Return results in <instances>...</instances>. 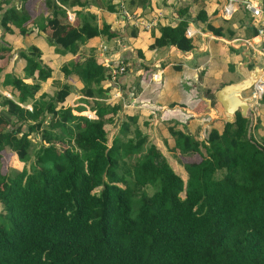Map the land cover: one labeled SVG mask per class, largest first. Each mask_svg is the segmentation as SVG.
I'll list each match as a JSON object with an SVG mask.
<instances>
[{"label":"trees","instance_id":"trees-1","mask_svg":"<svg viewBox=\"0 0 264 264\" xmlns=\"http://www.w3.org/2000/svg\"><path fill=\"white\" fill-rule=\"evenodd\" d=\"M43 1L52 11L38 29L56 52L74 54L96 35L121 36L105 22L98 26L88 10L77 11L76 22H61L65 7L79 0ZM134 1L145 2L129 0ZM8 3L0 0V26L30 31L27 9ZM117 3L106 0L105 7L116 10ZM177 15L174 25H159L149 48L192 47L184 34L186 6ZM192 17L219 34L202 8ZM9 50L0 38V71ZM18 54L23 75L5 73L3 82L13 91L0 92V264H264V132L255 140L238 111L220 131L211 127L201 138L168 127L181 153L183 179L151 143L142 147L147 135L134 125L133 115H123L107 142L105 123L113 121L119 102L104 100L108 67L92 52L60 69L82 82L79 91L91 98L95 117L57 105L70 91L66 82L34 98L50 68L33 44ZM28 99L30 108L24 106ZM10 154L25 163L12 175Z\"/></svg>","mask_w":264,"mask_h":264},{"label":"crops","instance_id":"crops-1","mask_svg":"<svg viewBox=\"0 0 264 264\" xmlns=\"http://www.w3.org/2000/svg\"><path fill=\"white\" fill-rule=\"evenodd\" d=\"M21 1L9 0L8 4H15L16 7L22 4L27 9L29 18L25 23L29 25L30 31L21 34L11 23H8L10 31H5L0 26V38L10 47L7 63L5 62V67L0 71L2 94L11 96L9 92L11 86L3 82L4 74L12 72L19 76L23 75L21 67L24 59L18 52L29 44H33L38 47L42 62L50 68V75L39 81V87L33 97L35 98L41 92L51 94L61 82H66L70 84V91L57 105H70L72 113L76 114L87 110L85 112L89 115L91 112V117H95L94 110L89 108L90 98L79 91L82 82L73 74L64 75L60 69L61 65L68 60L80 59L92 52L96 60L103 65H112L119 61H123L124 64V72L119 73L115 81L106 79L103 82L104 86H108L106 98L109 96L108 93L112 92V98H110L112 100L107 101L119 102V108L113 121L110 122L114 123L117 119L112 132L118 131L120 119L125 114L135 116L134 125L140 132L145 134L149 132L147 139L150 142H154L151 132H169L170 126L183 128L187 132L192 129L197 130V134L206 132L211 127L217 131L222 129L224 120L220 115L221 107L214 97L211 98L208 95L213 94L214 90L223 83L231 82L227 81L222 73L235 69L242 60V52H245L243 46H233L229 40L234 37L256 40L251 33L250 17L241 6L236 5L241 13L237 20L231 21L236 8L230 16H223L221 8L225 0H145L143 5L136 1L131 3L129 0H111L118 2L116 5L118 9L112 11L106 9V0H79L80 4L74 3L65 7L66 17L58 16L61 22H76L80 20L76 12L88 10L94 13L98 26L105 22L111 29L120 32L121 36L116 37L117 44L113 39L106 40L103 35L87 38L79 44L77 52L72 54L56 52L55 45L48 42L42 29H38V23L42 21V17L52 11V8L47 10L43 0ZM252 1L264 8V0ZM182 6H186L189 13L187 25L194 24L196 27L195 33L191 36L192 47L185 51L177 49L174 45H168L164 49L149 48L148 44L152 42L154 36L159 34V25H174L178 21L177 10ZM199 8L204 10L208 22L219 29V34L206 28L204 22L194 20L192 16ZM122 9L127 11L126 16L122 14ZM215 17H220L224 24L215 23L213 21ZM136 49L141 50V56L136 54ZM141 63L148 67L143 69L140 67ZM175 65L178 66L175 67ZM137 75H142L139 80ZM22 79L25 82L32 81L31 77ZM136 79L139 88H137ZM115 93L119 96L115 97ZM205 97L211 99V104L216 108L215 111L207 106ZM31 100L28 99L24 105H30ZM259 104L261 106L257 124L261 126L259 132L262 133L264 132V102L259 101ZM78 106H82L79 111L76 110ZM180 122L185 125L179 124ZM129 129V132H132V124ZM189 133L194 137L197 136L195 132ZM161 140H164L170 148L171 142L168 141L166 133L157 140L158 148H160ZM12 155L10 154L9 160ZM3 159H5L4 156ZM14 159L17 160L16 157Z\"/></svg>","mask_w":264,"mask_h":264},{"label":"rangeland","instance_id":"rangeland-1","mask_svg":"<svg viewBox=\"0 0 264 264\" xmlns=\"http://www.w3.org/2000/svg\"><path fill=\"white\" fill-rule=\"evenodd\" d=\"M220 4H221V2H220ZM237 4V3H236ZM236 12H235V14L231 17V21H233V20H237V18H238V16L240 15V11H239V8H236V10H235ZM215 23H217V24H224V22H223V20L220 18V17H215L214 18V20H213ZM112 41V40H111ZM107 44L108 43H110V42H106ZM263 59V58H262ZM252 60L254 61V62H258V63H255V65H257L258 67H264V65L262 64V63H260L259 61H261V58H259V57H257V56H254L253 58H252ZM142 64V63H141ZM223 75H224V77L226 78V80L228 81H237V80H239V79H241V73H240V71L238 70V69H233V70H231V71H223V73H222ZM143 80V79H142ZM113 90V89H112ZM5 93V92H4ZM249 93V88H247V89H244L242 92H241V94L242 95H245V94H248ZM111 94H112V92H109V96H108V98H107V100H112V99H110V98H112L111 97ZM7 95V94H6ZM11 95V94H10ZM117 96H119V95H116V93H115V97H117ZM115 97H113L114 98V100H115ZM89 101H90V103H91V98L89 99ZM117 101V100H116ZM259 107H257L256 109H254L253 110V117H254V115H257L258 114V112L260 111L259 109H260V104L258 105ZM209 109V108H208ZM85 111H87V110H85ZM85 111H82V112H79V114H84V115H86V116H90L87 112H85ZM248 115H250L249 113H248ZM258 116V115H257ZM245 118H246V132H250L251 134H252V136L255 138V140H257V141H259V136L263 133H261V132H259V129L261 128V126H259L258 124H257V119H258V117H255V119H252V123H253V125L250 127L249 126V121H250V119L247 117V116H245ZM117 120V119H116ZM116 120H114V123H110V122H106L105 123V128L107 129V134H106V136H107V142L110 140V138H111V136H112V134L113 133H115V132H112V129L115 127V123H116ZM174 121V120H173ZM179 124H181V125H185V123H182V122H180ZM174 129H180V128H174ZM180 130H184L183 128L182 129H180ZM185 131V130H184ZM189 132H195V135H197L196 137H198V138H201V137H204L205 136V133L204 132H199L198 134L196 133L197 132V130H191V131H189ZM145 133V132H144ZM164 133H166L167 134V139H168V141H170L171 143H169V144H171V146H170V148H168V144L165 142L164 143V140L162 141L161 140V142H159V145H160V148H158L156 145H157V140L159 139L160 140V137H163L164 136ZM147 134V138H148V135H149V132H147L146 133ZM151 136H152V138H153V140H154V142H150L149 141V139H147L146 140V142L142 145V147L145 149V147H146V145H148V143H151L156 149H158V150H160L159 152H160V154H161V156L164 158V159H166L167 160V162L169 163V165L173 168V170L175 171V172H177L178 174H180L181 175V177L183 178V179H185L186 177H185V170H184V168H183V166H182V159H181V157H180V155H181V153L179 152V150L178 149H176V148H174L173 147V141H174V139H173V136H172V134L171 133H169V132H151ZM28 136L29 137H31V139L32 140H36L37 139V136H36V134L35 133H29L28 134ZM165 141H166V139H165ZM13 158V159H12ZM8 164H9V166H8V174L9 175H12L13 173H15L16 171H18L25 163L24 162H22V161H20V160H15L14 159V156L12 155L11 156V158H10V160L8 159V162H7ZM181 194H182V192H181Z\"/></svg>","mask_w":264,"mask_h":264},{"label":"built area","instance_id":"built-area-1","mask_svg":"<svg viewBox=\"0 0 264 264\" xmlns=\"http://www.w3.org/2000/svg\"><path fill=\"white\" fill-rule=\"evenodd\" d=\"M236 2L245 9L250 16V24L255 29L254 36L255 41L249 40L248 38L234 37L229 40L230 44L233 46H238V44H244L249 46L253 50V55L259 58H263L264 61V8H262L258 3L252 0H225L222 6V15L229 16L236 8ZM122 13L126 16L128 13L122 10ZM70 17V16H68ZM196 31L194 24L187 25L184 29V34L186 36H192ZM124 65L121 62L112 65L109 69V79L114 81L116 76L122 72ZM264 92V80L258 78L249 88V95L251 96V101L249 102L248 113L249 124H252L253 110L257 108L259 98ZM255 116V115H254Z\"/></svg>","mask_w":264,"mask_h":264},{"label":"water","instance_id":"water-1","mask_svg":"<svg viewBox=\"0 0 264 264\" xmlns=\"http://www.w3.org/2000/svg\"><path fill=\"white\" fill-rule=\"evenodd\" d=\"M242 48L245 52H242V60L236 67L241 73V79L223 83L213 92V97L221 107L220 115L224 122L233 121L236 111L241 116L246 114L251 96L249 94L242 95L241 92L249 88L258 78L264 80V67L260 68L255 64L250 65V56H253V52L248 50L247 45ZM204 99L207 102V106L215 111L216 108L211 104V99L208 97Z\"/></svg>","mask_w":264,"mask_h":264},{"label":"clouds","instance_id":"clouds-1","mask_svg":"<svg viewBox=\"0 0 264 264\" xmlns=\"http://www.w3.org/2000/svg\"><path fill=\"white\" fill-rule=\"evenodd\" d=\"M225 2V1H224ZM237 4L236 5H239L240 6V4H238V2H236ZM260 5V4H259ZM223 6V5H222ZM261 6V5H260ZM263 8V7H262ZM222 9V8H221ZM122 10H125V9H122ZM245 10V9H244ZM126 11V10H125ZM246 11V10H245ZM122 12V11H121ZM247 12V11H246ZM248 13V12H247ZM123 14V13H122ZM232 14V13H231ZM249 15V14H248ZM230 16V15H229ZM250 17V16H249ZM67 18L68 19H70V17H68V15H67ZM187 26V25H186ZM250 26H252L251 24H250ZM253 27V26H252ZM255 34V33H254ZM253 34V35H254ZM188 37H191V36H188ZM242 38V37H241ZM116 42H117V40H116ZM238 46H244V44H238ZM237 46V47H238ZM248 50L251 52H253V50L248 46ZM254 53V52H253ZM254 57V55L253 56H250V58H251V61H250V65L251 64H255V63H258V62H254L253 60H252V58ZM119 62H121V61H119ZM260 63H262L263 65H264V61L261 59V61H259ZM118 63V62H117ZM122 64H123V62H121ZM102 64V63H101ZM103 65V64H102ZM112 65H115V64H112ZM112 65H104V66H107L108 67V72H109V69L111 68V66ZM124 65V64H123ZM122 72H124V69L122 70ZM122 72H120V73H122ZM117 77V76H116ZM116 79V78H115ZM110 80V79H109ZM250 88V87H249ZM109 94V93H108ZM249 94V93H248ZM90 98V97H89ZM104 100L106 101V102H109V101H107V98L105 97L104 98ZM251 101V100H250ZM249 101V102H250ZM260 101V98H259V100H258V102ZM249 102H248V107H249ZM25 107H27V108H30V105L29 104H26V105H24ZM258 107V106H257ZM258 115V114H257ZM257 115H255L254 116V119H255V117H257ZM244 116H247L248 118H249V116H248V109H247V112H246V114L244 115ZM88 117H91V115L90 116H88ZM253 125V123L250 125L249 124V126L251 127Z\"/></svg>","mask_w":264,"mask_h":264}]
</instances>
